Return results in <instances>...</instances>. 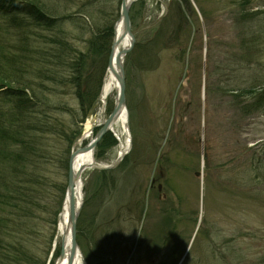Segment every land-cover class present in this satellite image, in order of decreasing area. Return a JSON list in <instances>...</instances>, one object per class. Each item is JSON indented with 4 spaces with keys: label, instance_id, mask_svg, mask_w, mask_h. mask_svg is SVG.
I'll return each instance as SVG.
<instances>
[{
    "label": "rangeland",
    "instance_id": "obj_1",
    "mask_svg": "<svg viewBox=\"0 0 264 264\" xmlns=\"http://www.w3.org/2000/svg\"><path fill=\"white\" fill-rule=\"evenodd\" d=\"M43 1L83 53L96 33L114 30L122 6ZM129 14L127 132L115 126L96 145V166L112 168L82 175L76 244L83 264H264L263 0H135ZM112 46L106 64L94 53L93 61L87 57L86 74L93 71L100 85L96 94L84 86L96 101L86 117L70 85L52 90L45 82L56 130L42 137L43 168L53 190L39 212L38 234L22 239L38 264H56L61 255L71 155L87 147L116 107V92L106 107L99 98ZM10 101L0 102V114L12 113ZM88 122L92 134L82 139ZM121 144L129 147L116 164Z\"/></svg>",
    "mask_w": 264,
    "mask_h": 264
},
{
    "label": "trees",
    "instance_id": "obj_2",
    "mask_svg": "<svg viewBox=\"0 0 264 264\" xmlns=\"http://www.w3.org/2000/svg\"><path fill=\"white\" fill-rule=\"evenodd\" d=\"M30 1L4 0L5 3L0 4V31H5V38L0 37V102L11 100L14 108L12 113L0 114L2 264H38L31 244L22 239L38 234L39 212H45L53 190L48 183L51 181L47 169L43 168L48 162V150L43 146L42 137L56 130L45 101L48 91L44 89L45 82L52 90L70 85L79 101L80 113L86 117L95 108L96 101L83 92L84 86L91 85L96 94L100 85V78L94 80L93 71L86 74L87 57L90 55L93 61L91 54L94 53L104 58L106 64L114 34L111 26L102 36L96 33L97 41L91 42L83 53L71 47L60 27V19L57 21L49 9L46 11L43 0ZM183 1L188 3V0ZM81 15L89 18L84 13L78 14V18ZM5 43L9 44L8 48L2 47ZM140 53L146 52L141 50ZM88 97L91 102L87 101ZM78 134L75 132L74 137ZM67 164L68 160L66 167ZM64 192L65 186L60 192L62 196Z\"/></svg>",
    "mask_w": 264,
    "mask_h": 264
},
{
    "label": "water",
    "instance_id": "obj_3",
    "mask_svg": "<svg viewBox=\"0 0 264 264\" xmlns=\"http://www.w3.org/2000/svg\"><path fill=\"white\" fill-rule=\"evenodd\" d=\"M134 1L135 0H122L120 19L117 22V24H115V28H114L115 37H114V42L112 46V53H111L109 64H108V72L113 73L114 76H116V79L119 83V92H117L116 107L114 109V112L111 114L110 117H108L106 121H104V123L101 126H99L101 127L100 128L101 130L98 132L96 137L87 145V147L76 150V152L73 153L70 158V163H69L70 169L68 171L69 172L68 187H67V195H66V200H65V204L67 203V207H68L67 216L71 223L69 264H73L76 259V256L79 254V247L76 244L77 243L76 228H77V222H78L81 205H82V202H80L81 201L80 191L82 188L81 178H82V174L84 173V171L93 166V165H83L81 166L79 170H77V173H74L72 170L73 162L79 154H87V153L92 154L98 142L103 138V136L107 135L108 132H111L113 130L115 121L119 118L122 112L126 110V86H125L126 82H125V76H124L125 75L124 57L126 56V54H128V52L130 51L134 43V35L132 34V23H131L130 14H129L131 6ZM120 24H122V29H123L122 37L124 36L125 38L126 36H129L131 39V45L127 50H124L122 51V53L119 54L118 59H117V65H116L117 68H114L112 64V60H113L114 51L120 44V41L117 39V35H116L118 25ZM91 132L92 131H90V133ZM85 138H86V135H84L82 139H85ZM121 158L122 156H119L116 164H118L122 160ZM93 168L98 169V170L109 169V168L96 167V166ZM78 196L80 197V201H78ZM61 214H60L59 220H61ZM60 223L61 221H59V224ZM64 237L65 236H63L61 240L62 250H61V255L59 257L60 260L65 257Z\"/></svg>",
    "mask_w": 264,
    "mask_h": 264
},
{
    "label": "bare ground",
    "instance_id": "obj_4",
    "mask_svg": "<svg viewBox=\"0 0 264 264\" xmlns=\"http://www.w3.org/2000/svg\"><path fill=\"white\" fill-rule=\"evenodd\" d=\"M123 34V29H122V24L118 25L117 28V39L120 41V44L118 45V47L115 49L114 51V55H113V60H112V64L114 66V68H117V59L120 53H122L123 50H125L126 48L129 47V44H131V39L129 36H126L124 38V36L122 37ZM114 92H119V83L116 79V76H114L113 73L109 72L108 75L106 76V81L103 85L102 88V94H101V104L106 107L107 106V102L109 97L114 93ZM128 112L127 110H124L122 112V114L119 116V118L115 121L114 123V127L116 126H122V128L124 129V132H127V126H126V121L128 119ZM93 125L91 122H88L86 124L85 127V133L86 136L89 135L90 131L93 129ZM129 147V146H128ZM127 146H124L123 144H121L120 146V154L122 156H124L128 150ZM93 165V167H95L97 164L95 163L94 160V155L87 153V154H79L77 156V158H75L74 162H73V167L72 170L74 173H77V170H79L81 168V166L83 165ZM78 201H80V197L78 196ZM68 213V207H67V203L64 205L63 209H62V214H61V223L59 224V237H64V255L65 257L63 259H59L57 260V264H69V256H70V241H71V223L70 220L67 216ZM57 244V242H56ZM55 244V245H56ZM83 258L81 256V254L79 253L76 256V259L74 261L73 264H83Z\"/></svg>",
    "mask_w": 264,
    "mask_h": 264
},
{
    "label": "flooded vegetation",
    "instance_id": "obj_5",
    "mask_svg": "<svg viewBox=\"0 0 264 264\" xmlns=\"http://www.w3.org/2000/svg\"><path fill=\"white\" fill-rule=\"evenodd\" d=\"M166 260H162V262H159V264H164Z\"/></svg>",
    "mask_w": 264,
    "mask_h": 264
}]
</instances>
